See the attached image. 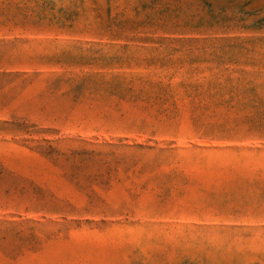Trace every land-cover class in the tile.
<instances>
[{
    "label": "rangeland",
    "instance_id": "374dc122",
    "mask_svg": "<svg viewBox=\"0 0 264 264\" xmlns=\"http://www.w3.org/2000/svg\"><path fill=\"white\" fill-rule=\"evenodd\" d=\"M0 264H264V0H0Z\"/></svg>",
    "mask_w": 264,
    "mask_h": 264
}]
</instances>
